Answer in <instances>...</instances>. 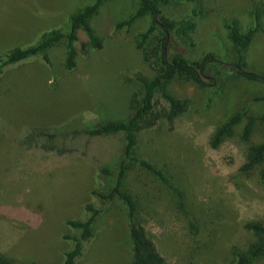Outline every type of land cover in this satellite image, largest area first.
<instances>
[{
  "label": "rangeland",
  "instance_id": "374dc122",
  "mask_svg": "<svg viewBox=\"0 0 264 264\" xmlns=\"http://www.w3.org/2000/svg\"><path fill=\"white\" fill-rule=\"evenodd\" d=\"M95 0H0V57L16 48L40 42L58 31L71 33V18ZM142 0H106L89 21L103 50H94L86 32L78 30L77 69L68 72V40L62 39L42 58L0 74V256L15 264H64L81 232L69 221H86L89 205L99 211L93 238L84 243L76 264H131L128 209L121 200L92 196L103 188L98 169L112 164L125 143V133L106 137H60L45 150L46 139L20 144L29 129L73 131L89 123L127 121L131 99H141L140 78L156 72L143 62L138 36L154 24L152 15L130 28H117L142 7ZM161 16L182 30L170 34L168 58L183 57L200 64L208 54L204 86L176 80L169 86L177 99L189 103L173 123L160 121L140 133L145 158L181 187L201 230L189 231L185 217L174 207L172 195L155 178L135 170L129 187L139 200L137 221L146 227L166 264H236L235 250L247 252L253 241L245 230L250 222L264 224V161L248 173L245 164L251 146L264 142V83L238 76L239 54L228 25L236 21L241 33L262 27L243 52L246 71L264 75V0H171L159 3ZM197 11L200 14L196 15ZM160 17V16H159ZM158 17V21H159ZM161 30L157 29L156 35ZM41 55V56H42ZM40 56V57H41ZM36 59V58H34ZM31 61V59H29ZM33 60V58H32ZM156 109L168 104L159 96ZM241 122L216 149L214 137L233 116ZM250 119L256 122L243 138ZM252 264H264V257Z\"/></svg>",
  "mask_w": 264,
  "mask_h": 264
},
{
  "label": "trees",
  "instance_id": "16d2710c",
  "mask_svg": "<svg viewBox=\"0 0 264 264\" xmlns=\"http://www.w3.org/2000/svg\"><path fill=\"white\" fill-rule=\"evenodd\" d=\"M106 0H95L93 6L85 8L82 12L71 18V33L65 37L64 34L53 31L51 34L42 36L40 42L30 44L25 47H16L0 57V74L5 70L29 63L42 58L45 65L51 67V59L48 55H42L59 43L62 39L68 40V55L65 61V69L68 72H74L77 69L78 51L75 48V42L78 40L77 32L83 29L94 50H103L102 41L95 35L89 25V21L97 13L99 6ZM171 0H142V7L129 20L117 24V28H130L132 24L145 15L154 17V24L147 31L138 36V49L141 51L143 62L148 64L156 72L151 80L140 78L142 83L141 99L137 94L131 99V116L127 121L106 123H89L80 129L73 131H59L45 128L29 129L25 138L20 144L31 145L36 138L46 139L44 149L54 150L52 145L57 139L69 138V136H84L87 138L106 137L118 133H125V143L121 147L119 157L112 164L102 165L98 169V179L103 188H95L91 194L103 201L121 200L128 209V227L132 252L131 264H166V259L162 255L159 247L155 243L152 235L145 226L137 221L139 213V200L133 194L129 187V178L135 170L146 172L149 176L155 178L157 182L172 195L174 207L182 214L188 223L189 231L198 234L201 230L198 220L191 212L185 191L174 183L171 176L149 159L141 149L140 133L154 128L160 121L165 120L173 123L177 117L184 114L189 103L186 100L175 98L169 91V86L176 80H184L204 86L205 82L200 72L207 70L210 63L215 62L214 54H208L200 64H191L183 57L168 58L166 55L168 34H184V36L196 29L195 24H187L179 31L176 23L164 16L158 8V4H168ZM196 15L200 13L195 11ZM160 16V17H159ZM159 17L160 25L156 22ZM256 27L250 29L247 33H241L239 24L234 21L227 27L230 30L231 39L239 54L238 67L246 71L247 65L243 63V52L246 51L253 42L257 32L262 27L260 13L256 14ZM157 29L161 30L156 35ZM42 55V56H41ZM41 56V57H40ZM33 58V60H32ZM36 58V59H34ZM31 59V61L29 60ZM27 60L29 62H27ZM244 71L238 70V76L251 81L264 83V75L259 79L257 76L248 75ZM248 72V71H247ZM159 96L168 104L167 108L156 109V98ZM257 101L264 103V96L257 98ZM242 114L233 116L225 125L218 129L212 147L218 148L225 138L229 137L235 126L241 122ZM264 121V117L259 119ZM255 119H250L245 126L243 138L248 140L253 131ZM264 161V142L251 146L247 155L245 164L239 169L241 173H248L257 165ZM264 180V172L262 173ZM87 211L91 213L90 217L84 221H69L68 225L81 232L80 238H74L75 248L68 253L64 264H76L77 259L82 255L84 243L93 238V226L99 216V211L89 205ZM245 230L252 235L253 241L247 252L235 250L233 257L236 264H252L258 258L264 257V224L260 222H250L245 225ZM0 264H15L5 256H0Z\"/></svg>",
  "mask_w": 264,
  "mask_h": 264
},
{
  "label": "water",
  "instance_id": "95a60500",
  "mask_svg": "<svg viewBox=\"0 0 264 264\" xmlns=\"http://www.w3.org/2000/svg\"><path fill=\"white\" fill-rule=\"evenodd\" d=\"M156 22L160 25V22H159L157 19H156ZM168 42H169V34H168L167 46H168ZM215 61L219 62L218 60H215ZM238 70H240V71H244V70L241 69L240 67H238ZM200 72H201V74L203 75V77H204L205 79H209V78H210V77H208V76H206V75L204 74L203 69H201ZM244 72H245L246 74H248V75H254V76H257L259 79L262 78V76L256 75L255 73L247 72V71H244Z\"/></svg>",
  "mask_w": 264,
  "mask_h": 264
}]
</instances>
